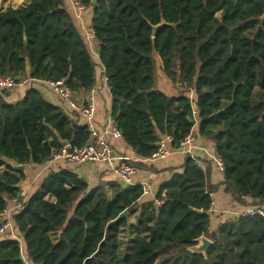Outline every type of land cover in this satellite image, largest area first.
<instances>
[{
    "label": "trees",
    "instance_id": "obj_1",
    "mask_svg": "<svg viewBox=\"0 0 264 264\" xmlns=\"http://www.w3.org/2000/svg\"><path fill=\"white\" fill-rule=\"evenodd\" d=\"M81 1L124 144L149 159L164 136L177 150L190 132L212 139L211 130L224 125L215 149L223 180L212 184L209 163L199 157L201 170L186 156L181 172L159 186L161 205L132 226L136 236L122 253L118 238L128 221L110 222L138 206L142 187L112 183L108 200L102 184L90 189L71 171H49L13 216L20 241L0 238V264H24L21 254L29 264H262L264 220L231 215L214 228L211 210L219 187L238 210L264 208V106L251 99L255 89L264 91V0ZM161 20L166 26L153 37L150 27ZM0 76L32 80L15 103L0 94L1 212L24 178L14 166L42 165L65 142L80 149L90 140L81 118L36 87L64 79L79 94L100 86L65 0H30L0 12ZM201 236L212 241L206 257L187 251Z\"/></svg>",
    "mask_w": 264,
    "mask_h": 264
},
{
    "label": "crops",
    "instance_id": "obj_2",
    "mask_svg": "<svg viewBox=\"0 0 264 264\" xmlns=\"http://www.w3.org/2000/svg\"><path fill=\"white\" fill-rule=\"evenodd\" d=\"M66 7L68 6L67 0ZM30 3V0H0V12H3L7 8H12L15 10H20L26 8ZM88 15V13H87ZM88 18V17H86ZM87 21V20H86ZM94 59V58H93ZM97 68V77L100 80V86L96 87L98 94L94 95V103H95V127L101 132L105 127V124L110 117V94L108 89L105 90L102 87V80L99 74L100 65L96 62ZM37 89L39 90L41 96L53 104L56 107L61 108L68 114H71V118L77 119L78 115L70 112L67 107L59 101L49 90V88L45 85V83H37ZM163 88H159L162 91H165V88L169 87V83L166 81L162 83ZM27 88H20L9 92L8 97H5L10 103H15L22 99L24 93ZM167 93V92H166ZM169 93V92H168ZM170 94V93H169ZM80 96L88 95V92L84 91L79 93ZM172 95V93H171ZM252 102L257 107L264 106V91L255 89L252 94ZM82 122V120L78 119V123ZM224 125H220L212 129L213 137L212 139H206L205 137H196L195 140V155L197 158L200 157L201 161L205 165L204 162H208L211 167V183L214 185L220 184L223 180V173L216 171L211 162V157L216 153V146H220L223 139ZM106 141L110 144L114 152L117 155L124 156L128 158L131 162H136L142 164L139 168H137V173L134 176L133 180L138 185H144L148 187L149 192L147 195H143L140 199L138 206H136L129 213L128 222L125 227H123L119 233V250L124 251L127 250L128 236L129 239H132L135 234H130L132 226H135L137 223L141 221V217L148 211H150L152 205L155 202V195L160 185L165 183L170 177L178 172H181V166L184 163L185 155L181 153L179 148L174 150L170 146V154L163 160L159 161H149L148 159H142L134 154L132 150H130L123 142V140L115 139L110 135L106 136ZM210 161V162H209ZM68 170L76 174L80 179L86 182L89 185V188L92 189L96 187L98 184H102L104 186L106 197L108 200L111 199V184L119 183L116 180V177L111 174L108 168L104 165H93V164H84L81 166H73L67 164L64 161L47 163L45 162L42 165H26L24 166V178L18 183L16 186L19 188V194L17 195L16 203L23 207L24 203L29 199L31 194L37 189L42 179L48 174L49 171H60V170ZM6 172L4 167L0 168V174H4ZM215 194V200L213 198V205L211 213L213 214L212 226L214 228L224 221L226 218H231L230 216L233 213H237L241 210L235 207V205L231 201V197L229 194L225 193L223 187H219ZM213 194V196H214ZM212 196V197H213ZM8 208L14 207V204L8 203ZM20 241V240H19ZM21 244V242H20Z\"/></svg>",
    "mask_w": 264,
    "mask_h": 264
},
{
    "label": "built area",
    "instance_id": "obj_3",
    "mask_svg": "<svg viewBox=\"0 0 264 264\" xmlns=\"http://www.w3.org/2000/svg\"><path fill=\"white\" fill-rule=\"evenodd\" d=\"M67 11L78 26L85 45L91 56L100 65L99 74L102 79V87L107 90L105 69L98 60L97 47L98 40L95 36L93 27L86 21L87 7L81 0H67ZM32 80L28 78H14L12 76H0V91L5 90L11 92L12 90L25 88ZM49 88L50 92L61 101L70 112L78 115L84 121L87 131L90 134V140L80 149L71 148L65 142L61 148L53 154L47 163L64 161L73 166H81L84 164H103L110 170L111 174L116 177L117 181L123 186H135L133 178L137 173L136 168L131 166L128 158L116 155L111 146L106 141V136L110 135L115 139H122L119 130L114 126L111 117L108 118L105 127L99 132L95 127V103L94 95L98 92L95 88L88 90V95L80 96L72 92L65 84V80L57 82H44ZM193 114H196L194 111ZM195 135L190 132L179 142V150L185 157H189L197 164V166L204 170V166L199 158L195 155ZM173 142L171 136H164L159 139L155 152L148 159L149 161L163 160L170 154V146ZM213 168L222 173L224 171V164L221 156L217 153L211 157ZM143 194L147 195L148 187L141 185ZM8 203L14 204L12 208H6L0 212V238L9 237L12 240L19 242L20 238L17 236L13 225V216L22 208L16 203V199L9 200ZM155 206H160L161 202L155 200ZM233 216L253 218L257 217L264 220V208L251 207L233 213ZM21 260L24 264V257L21 254ZM264 264V262L262 263Z\"/></svg>",
    "mask_w": 264,
    "mask_h": 264
},
{
    "label": "water",
    "instance_id": "obj_4",
    "mask_svg": "<svg viewBox=\"0 0 264 264\" xmlns=\"http://www.w3.org/2000/svg\"><path fill=\"white\" fill-rule=\"evenodd\" d=\"M95 4H96V0H91V5L94 6ZM163 26H166V23L163 20H161L160 24H158L156 26H151L150 28L152 30V36L154 37L155 34L157 33V31L160 28H162ZM260 30H261V28L259 27L257 29V31L255 32L253 38L251 39L252 45L256 41V38H257ZM39 83H41V82H39ZM0 94H2L4 97H8L9 92L2 90V91H0ZM23 169H24L23 165L14 166V170H16V171H23ZM128 217H129V214L125 210L121 214H119L115 220L110 222V225H115V224L119 223L121 220L128 221ZM60 239L62 240L61 234H60ZM211 245H212V241H210L209 239H207L204 236H201L195 240V245L188 248L187 251L189 253H192V254H201L203 257H206V253H207L208 249L211 247Z\"/></svg>",
    "mask_w": 264,
    "mask_h": 264
},
{
    "label": "rangeland",
    "instance_id": "obj_5",
    "mask_svg": "<svg viewBox=\"0 0 264 264\" xmlns=\"http://www.w3.org/2000/svg\"><path fill=\"white\" fill-rule=\"evenodd\" d=\"M86 15H87V13H86ZM13 91V90H12ZM213 198H214V200H215V194H214V196H213ZM128 239H129V236L127 237ZM127 243V242H126ZM122 253L124 252V251H121ZM24 262L26 263V264H29L28 262H27V260H25L24 259Z\"/></svg>",
    "mask_w": 264,
    "mask_h": 264
}]
</instances>
